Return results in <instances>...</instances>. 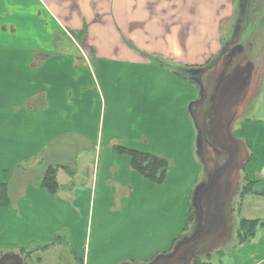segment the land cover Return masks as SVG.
Listing matches in <instances>:
<instances>
[{
	"label": "crops",
	"instance_id": "crops-1",
	"mask_svg": "<svg viewBox=\"0 0 264 264\" xmlns=\"http://www.w3.org/2000/svg\"><path fill=\"white\" fill-rule=\"evenodd\" d=\"M168 2L36 0L34 5L43 7L48 21H53L46 26L50 38L41 41L35 35L39 25L33 19L28 24L32 38L27 41L25 0H0V221H12L0 223L1 264H170L165 261L174 250L169 246L167 194L161 197L156 217L133 233L140 243L134 241L123 254L115 224L105 242L98 240L90 247L82 233V242L76 240L79 246H73L79 219H91L95 208L115 215L123 201L135 197L138 186L150 189L156 183L132 169L129 155L117 147L165 157L159 151L167 147L150 141L182 139L185 120L195 125L194 110L203 106L205 88L199 68L218 52L220 26L213 19L230 21V9L221 16L209 12L204 19L198 12L192 18L191 35L186 37L175 26L169 30L174 15L169 13ZM201 19L210 23L211 31H202L210 36L207 50H202L199 39ZM56 26L79 51L56 47V38H52ZM82 30L84 36L75 42L72 31ZM184 67H190L189 76L183 74ZM237 79L219 93L220 88L215 89L219 103L223 96L225 102L232 99L236 88L241 91L245 79ZM188 82L195 86L186 90ZM228 91L231 96L224 93ZM197 136L201 157L203 139L198 132ZM258 137L264 142V135ZM214 148L210 150L216 152ZM241 153L245 156L239 165L244 180L253 182L260 191L253 196L262 200L250 207L251 215L263 224L244 242L231 246L228 264H264V149ZM234 155L240 161V153ZM237 157L232 159L234 167ZM256 158L260 164H251ZM49 166L56 172L55 192L42 186ZM210 173L207 170L200 183L184 187L174 203L180 200L183 204L187 197L190 204L192 198H199ZM218 188L214 185L209 191L208 201L223 203L225 191L221 194ZM184 209L172 222V231L184 230ZM149 234L155 238L144 247ZM217 234L225 237L229 233L222 226Z\"/></svg>",
	"mask_w": 264,
	"mask_h": 264
},
{
	"label": "rangeland",
	"instance_id": "rangeland-1",
	"mask_svg": "<svg viewBox=\"0 0 264 264\" xmlns=\"http://www.w3.org/2000/svg\"><path fill=\"white\" fill-rule=\"evenodd\" d=\"M168 3L171 7L169 13L174 15V18L169 21V30L175 26L177 31H184L186 37L191 35L192 18L196 17L198 12L204 19V16L209 12L211 15L218 14L221 16L224 10L230 9V21H222L221 23L213 19V22L220 26L218 29L220 33L218 52H216L215 57L202 63L199 68L202 71L201 79L205 88V94L202 98L203 106L199 110L197 109V112L194 110L195 125L185 120L182 139L150 141L156 146L161 144L163 147H167L159 151L169 163L164 180L161 183L151 184L150 189L147 186L140 188L137 185L135 197L132 196L126 202L123 201L122 209L115 215L107 211L98 212L95 208L91 219H79L78 226L75 225L79 233H74L73 246L76 248L79 246L80 240L82 242V233L85 235V243L89 242L90 247L95 245L98 240L102 243L105 242L107 231L115 224L118 233L115 238L121 245L123 254L124 250L127 251L135 244L140 243L133 233L139 228L143 230L145 224L151 218L156 217V214L160 212L161 197L167 194L170 204L169 239L172 238L169 246L170 251L174 250L172 253L170 252L168 258H165V261L168 259L170 264L173 261H176L173 264H228L229 250L233 244L238 242L237 229L241 220L256 221V228L262 223L256 215L254 217L251 215L254 211L250 210V207L260 205L259 203L256 204V200L259 199L261 202V198L253 196L260 191L254 188L255 185L251 180L247 179L249 184L248 182V185L246 184L239 165L245 158V156H241L243 150H247L248 153H257L264 149V142L258 140L259 135H264V0H169ZM34 4H36V0H25L26 40L32 38L28 34V24L35 19L39 25V28L35 30V35L37 34L41 41H45L46 38H50L49 29L46 27L47 22L53 24V21H48L49 17L43 7ZM198 7H200L199 11ZM253 7H258V11L252 16L250 11ZM181 19L184 20L183 25ZM203 19L200 20L202 29L199 39L202 50H207L211 47L210 36L202 33V31H211V29L210 23L207 22L206 24ZM204 24H206V28H203ZM54 28L57 32H53L52 38H56L57 48L60 49L63 46L60 50H67L71 46L73 51H79L78 47L70 43L69 38L60 27ZM82 31L83 33H81ZM82 31H72L71 34L75 42H79L81 36H84L85 31ZM197 36L198 34H195L194 39H197ZM188 68L190 67H184L182 71L186 76L191 73ZM229 75L233 77V82L237 80V77L239 79L244 78L245 84L241 91L236 88V95H232V99L225 102V96H223L219 103V98L216 99L215 89H222L227 83ZM191 84L193 83H185L184 88L189 89ZM192 89L190 90L192 91ZM197 89L194 87V90ZM224 93L231 96L230 91ZM191 96L190 93L189 98ZM209 108H213V110L211 111ZM186 110L189 121L188 114L191 115L189 107ZM206 111H210V113L205 115ZM209 126L213 133H210ZM197 132L203 139V145H201L202 158L199 157L198 152L199 137ZM193 136L195 137L193 138ZM234 137L242 138L243 142L235 140ZM221 141L227 144H220ZM174 142H176L175 147L172 146ZM176 147H179V150ZM210 147H215L216 152L210 150ZM230 152L233 155L240 153L242 157L239 158L240 161H238L237 156L231 155ZM235 157H237V162L234 167L233 160ZM251 164L259 165L260 160L256 158ZM207 170L211 171L210 178H208L206 186L200 191V197H196L194 200L192 198L190 204H188L187 197L183 204L180 203V200L174 203L175 195L180 198L184 192V187L188 188L195 182L200 183L207 175ZM193 172H195L194 177ZM224 180H226V187ZM214 185L219 187L221 194H224L225 191L223 203L214 202V199L211 198L208 201L209 191H212ZM182 206L185 208V216L190 215V220L185 221L183 231H172V222L180 214ZM11 222L10 220L0 221L2 225H8ZM222 226L226 228L229 233L228 236L219 237L218 234L216 235ZM229 226L230 228L227 230ZM154 238L155 234H149L144 240V247L148 246L151 241L153 242ZM76 240L79 242L75 243ZM134 241L137 242L133 244ZM196 243H198L199 248L192 249L189 247ZM41 264L53 263L43 261Z\"/></svg>",
	"mask_w": 264,
	"mask_h": 264
},
{
	"label": "trees",
	"instance_id": "trees-1",
	"mask_svg": "<svg viewBox=\"0 0 264 264\" xmlns=\"http://www.w3.org/2000/svg\"><path fill=\"white\" fill-rule=\"evenodd\" d=\"M257 8L258 7H253V11H256ZM81 33H83V31ZM206 113L207 111L205 112V115H207ZM117 149L122 152H126L130 158L131 168L140 173L148 180L156 183H161L164 180L167 169L169 167L168 160L165 157L139 150L127 149L124 147H117ZM247 182L248 181H246V184ZM42 186L50 192H55L57 190L58 182L56 180V172L54 167L49 166L46 169L42 179ZM189 220L190 215L188 214L186 217V222H188ZM256 225V221L247 222V220H241L237 229L238 243H242L247 238L251 237L255 233ZM193 245H190L189 247H192ZM197 248H199V245L197 246ZM7 264L17 263L9 262Z\"/></svg>",
	"mask_w": 264,
	"mask_h": 264
},
{
	"label": "flooded vegetation",
	"instance_id": "flooded-vegetation-1",
	"mask_svg": "<svg viewBox=\"0 0 264 264\" xmlns=\"http://www.w3.org/2000/svg\"><path fill=\"white\" fill-rule=\"evenodd\" d=\"M256 11H258V8L256 9ZM256 11H253V9H252V10L250 11L251 15L253 16V14H254ZM234 70H235V69H234ZM232 72H233V70H232ZM232 79H233V77H232L231 75H229L228 78H227V83H228V82L230 83V81H232ZM237 80H238V79H237ZM237 80H236L235 82H238ZM233 81H234V79H233ZM223 87H224V86H223ZM223 87H222V89H219V90H218V93L220 92V90L223 91V90L225 89V88H223ZM210 110L212 111L213 109H210ZM208 113H210V111H208L206 114H208ZM205 120H206V119H205ZM209 127H210V126H209ZM209 127H208V128H209ZM209 129H210V133H213L212 128L210 127ZM211 135H212V134H211ZM212 137H213V139H214V136H213V135H212ZM215 140H217L216 137H215ZM197 246H198V243H196L194 246H192V247H190V248L195 249V247H197Z\"/></svg>",
	"mask_w": 264,
	"mask_h": 264
}]
</instances>
